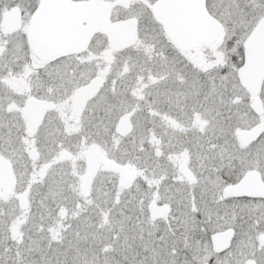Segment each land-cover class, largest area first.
Masks as SVG:
<instances>
[{
	"label": "snow or ice",
	"instance_id": "6c2138e0",
	"mask_svg": "<svg viewBox=\"0 0 264 264\" xmlns=\"http://www.w3.org/2000/svg\"><path fill=\"white\" fill-rule=\"evenodd\" d=\"M0 264H264V0H0Z\"/></svg>",
	"mask_w": 264,
	"mask_h": 264
}]
</instances>
